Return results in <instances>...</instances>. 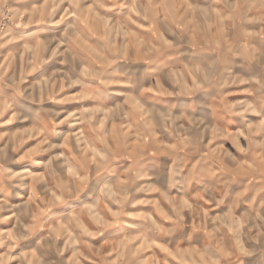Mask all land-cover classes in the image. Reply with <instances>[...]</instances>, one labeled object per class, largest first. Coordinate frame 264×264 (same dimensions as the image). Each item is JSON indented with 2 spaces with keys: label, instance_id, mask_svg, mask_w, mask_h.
Returning a JSON list of instances; mask_svg holds the SVG:
<instances>
[{
  "label": "rangeland",
  "instance_id": "1",
  "mask_svg": "<svg viewBox=\"0 0 264 264\" xmlns=\"http://www.w3.org/2000/svg\"><path fill=\"white\" fill-rule=\"evenodd\" d=\"M148 23L217 109L128 96ZM0 264H264V0H0Z\"/></svg>",
  "mask_w": 264,
  "mask_h": 264
},
{
  "label": "crops",
  "instance_id": "2",
  "mask_svg": "<svg viewBox=\"0 0 264 264\" xmlns=\"http://www.w3.org/2000/svg\"><path fill=\"white\" fill-rule=\"evenodd\" d=\"M124 12L125 10L115 12L117 20H115L114 22H127V30L130 31L129 33H133L132 30H136L142 27V25L140 24L141 26L139 28H135V22L137 20L133 18L134 15L129 22L121 21V18L124 19ZM140 23H142V21ZM149 24L152 25L151 23H148L145 25V27H143L145 28L143 30V33L139 31V36L136 35L138 31H134L136 33L134 37L136 38L137 43L147 45V50H145L144 57L139 59L137 58L138 56L136 54L135 59H132V55L128 54V58H120L129 62L128 68H125V72L121 74L122 77H120L122 78V82L129 85L127 87L128 90L126 89L128 92V96L130 95V98L131 96L136 97L138 96V91L142 90L138 98H140L143 102L152 100L162 104L166 103L168 105V108H171L172 110L176 109L183 114L193 113L192 110L201 111L203 107H209L212 110L217 109L216 94L219 93L217 83L218 75H216V69L210 66L212 61H217V58L214 56L215 54H210L211 52L209 47H204V51L207 49L209 51V54L207 58L204 59V64L201 66L204 72L198 74L196 73L198 63L192 60L194 56L193 50L195 49V47H192L190 44L188 45V47H180L178 50H169V52L166 53L161 52L160 49V52L153 53L152 49L149 47L154 45L157 41H162L161 39H167L165 35L167 34L166 29L178 31L179 27L181 26H174L170 23H166L161 26H154V28L152 29ZM154 34L156 35L155 37L153 36ZM176 39L182 38H180V36L176 34L175 39L173 38L169 40L168 43L174 44L175 46ZM202 39L210 42V39L211 41H215L217 40V37L216 35L210 33L208 38L204 36L202 37ZM145 61H149V63L142 65L140 64L141 62ZM130 62H135L136 64L141 66L137 67L136 64ZM138 68H143L145 79L141 80L135 74L136 71L134 70H137ZM164 72L170 73L174 81L173 83L169 82V88H165L163 86L165 85L163 84L162 79V75L164 74ZM138 86L141 87L138 88ZM166 89L168 90L166 91ZM164 93H166V95ZM119 95H121V93H119ZM125 98L121 99V97L119 96L120 108L124 107L129 110L132 109V106H134L133 108H137V104H134L135 102L133 101H130L127 106L126 101L128 100V98ZM193 100L197 101L195 105L191 103V101ZM129 114L131 115V113Z\"/></svg>",
  "mask_w": 264,
  "mask_h": 264
},
{
  "label": "clouds",
  "instance_id": "3",
  "mask_svg": "<svg viewBox=\"0 0 264 264\" xmlns=\"http://www.w3.org/2000/svg\"><path fill=\"white\" fill-rule=\"evenodd\" d=\"M149 102H151V101H149ZM191 103H192L193 105H195V104L197 103V101H196V100H193V101H191Z\"/></svg>",
  "mask_w": 264,
  "mask_h": 264
},
{
  "label": "bare ground",
  "instance_id": "4",
  "mask_svg": "<svg viewBox=\"0 0 264 264\" xmlns=\"http://www.w3.org/2000/svg\"><path fill=\"white\" fill-rule=\"evenodd\" d=\"M28 171H26L25 173H27Z\"/></svg>",
  "mask_w": 264,
  "mask_h": 264
}]
</instances>
